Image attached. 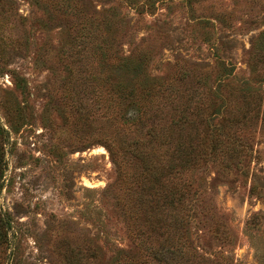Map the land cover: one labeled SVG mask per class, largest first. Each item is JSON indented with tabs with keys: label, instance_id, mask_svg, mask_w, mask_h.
Segmentation results:
<instances>
[{
	"label": "rangeland",
	"instance_id": "rangeland-1",
	"mask_svg": "<svg viewBox=\"0 0 264 264\" xmlns=\"http://www.w3.org/2000/svg\"><path fill=\"white\" fill-rule=\"evenodd\" d=\"M0 127V264H264V0H0Z\"/></svg>",
	"mask_w": 264,
	"mask_h": 264
},
{
	"label": "trees",
	"instance_id": "trees-1",
	"mask_svg": "<svg viewBox=\"0 0 264 264\" xmlns=\"http://www.w3.org/2000/svg\"><path fill=\"white\" fill-rule=\"evenodd\" d=\"M125 64L129 65L130 67H134V69L136 67H140V66H138V64L134 63L133 61H129L128 63L125 62ZM145 82H146V84H145L144 88L154 89L158 85V81H150V80L146 79ZM117 90L120 91L121 93H123L121 96H124L125 92L128 91L127 89L123 88L122 86L118 87ZM181 119H183V120H181ZM183 125H184V128H187V127L191 128L192 127V124L190 121H187L186 118H182L180 116L179 119H177L176 121L169 122L168 125L166 127H164L165 132L168 136L171 137L172 132L175 130L179 133L180 130L182 129ZM2 134H3V130L0 127V136ZM157 138L159 139V134L157 132H155V130H153L152 127H150L149 130H147V132H146V143H148V145L155 144V140H157ZM163 139H164V136H163ZM149 148H152V147H149ZM131 154L136 160H138L143 165L144 177L148 181H150L153 177L154 168H155V167L151 166V163H152L151 157L154 156V153L150 152V151H144L143 148H138L135 146L132 149ZM141 201H142V199H140V202ZM143 201L147 203L146 198H143ZM175 222H177V220L174 221L173 224H175ZM4 231H5V222L0 217V238L2 236H4L3 238L5 239ZM171 254H173V252H171Z\"/></svg>",
	"mask_w": 264,
	"mask_h": 264
}]
</instances>
